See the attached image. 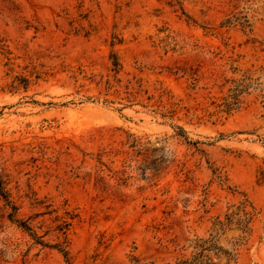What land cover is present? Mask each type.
I'll return each instance as SVG.
<instances>
[{
  "label": "rangeland",
  "instance_id": "1",
  "mask_svg": "<svg viewBox=\"0 0 264 264\" xmlns=\"http://www.w3.org/2000/svg\"><path fill=\"white\" fill-rule=\"evenodd\" d=\"M0 264H264V0H0Z\"/></svg>",
  "mask_w": 264,
  "mask_h": 264
},
{
  "label": "trees",
  "instance_id": "2",
  "mask_svg": "<svg viewBox=\"0 0 264 264\" xmlns=\"http://www.w3.org/2000/svg\"><path fill=\"white\" fill-rule=\"evenodd\" d=\"M113 65H115V66L119 65V63L117 62V60L114 61Z\"/></svg>",
  "mask_w": 264,
  "mask_h": 264
}]
</instances>
